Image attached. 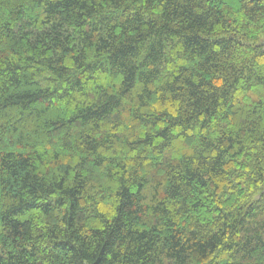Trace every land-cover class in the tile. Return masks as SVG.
Listing matches in <instances>:
<instances>
[{"label": "trees", "instance_id": "trees-1", "mask_svg": "<svg viewBox=\"0 0 264 264\" xmlns=\"http://www.w3.org/2000/svg\"><path fill=\"white\" fill-rule=\"evenodd\" d=\"M0 264H264V0H0Z\"/></svg>", "mask_w": 264, "mask_h": 264}]
</instances>
